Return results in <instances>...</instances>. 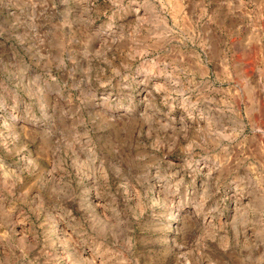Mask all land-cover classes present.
Here are the masks:
<instances>
[{"label":"rangeland","instance_id":"374dc122","mask_svg":"<svg viewBox=\"0 0 264 264\" xmlns=\"http://www.w3.org/2000/svg\"><path fill=\"white\" fill-rule=\"evenodd\" d=\"M0 264H264V0H0Z\"/></svg>","mask_w":264,"mask_h":264}]
</instances>
